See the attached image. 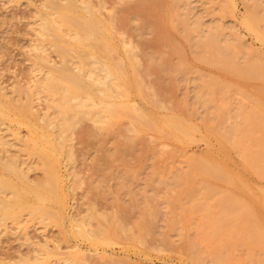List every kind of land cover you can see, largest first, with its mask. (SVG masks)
<instances>
[{
    "label": "rangeland",
    "instance_id": "374dc122",
    "mask_svg": "<svg viewBox=\"0 0 264 264\" xmlns=\"http://www.w3.org/2000/svg\"><path fill=\"white\" fill-rule=\"evenodd\" d=\"M47 1L49 2L0 0V87L4 90L3 101L7 106L6 109L4 105L7 114L4 123L0 124V133L2 132L8 143H12L6 147V153L0 151V158L2 163L12 160L19 162L20 165L16 166L23 170L21 173L24 176L21 174L22 180L12 179L18 187L27 182L31 187L35 186L37 191L40 188L38 192L42 191L41 194L46 197L51 192L52 196H57V200L52 197L55 202L49 197L42 203H37L39 207L33 206L36 207V213L29 208H23L19 212L14 211L16 216H0V264H192L190 255L174 233H170L169 242L164 239V212L174 209L176 203L178 206L175 201L185 190L184 186L177 187L172 181L173 174L177 172L174 169L182 167L176 156H196L205 152L207 145L201 133H197L191 141L179 143L165 132L152 128L150 130L140 120L144 124L142 126L129 112H119L120 115L114 116L116 118H94L93 121L85 109H81L83 113L79 111L80 119L73 122L69 134L67 133L68 138L65 140L68 141L60 139L63 143L59 144L55 139L63 131L56 134L58 136H53L56 140L53 142L58 145L56 147L45 148V145L40 152L39 147L38 150L22 147L18 140H27L30 136L26 126L17 125V118L22 122L24 114L23 110H19L25 109L27 105L32 107L38 117L33 118L35 121L28 118L23 123L33 122L31 124L36 125L35 127L42 126L51 133L52 129L46 123L37 124L48 114H52V121L57 122V109L51 101L54 99L58 102L60 99L57 98L60 96L34 87L36 80L42 78L51 65L61 66L62 58L52 45L58 43L57 45L63 46L68 43L70 48H66L65 55L75 64L73 67L78 66L79 59H83L87 69L90 67L91 70L95 68L98 71L101 66L97 65L102 62L111 64L110 62H116L121 56L120 59L125 60L124 66L129 70V61L122 52L95 53L92 51L94 42L92 44L86 41V45L90 46L74 47L82 37L73 39L63 34L50 36L40 32L39 13L45 10ZM79 1L100 9L103 18L112 15L113 23L115 22L113 30L121 33L127 46L132 49L131 55L137 64V70H134L139 74L137 86H140L142 94L138 96L134 92L129 98L130 106L146 109L156 98L155 102L165 109L159 110L160 113L186 116L183 107H193V96L198 82L193 79L192 72L181 76L174 73L178 57L168 43L163 42L154 16L148 15L146 9L152 4L157 13L162 15L163 11L165 14L170 11L168 9H171L170 5L174 1L184 3L185 0ZM188 1L191 21L201 22L203 30L223 23L221 28L224 35L234 32L235 35L230 37L237 34V39L242 44L244 41L243 46L264 52V45L240 25L246 10L244 0H233L231 13L226 10L221 13V9L224 11L223 0ZM178 39L177 33L173 32L171 40L176 45L183 46V60L193 72L215 78L223 75L220 70L195 61L190 48H187L188 44ZM91 56L96 60L92 57L91 61ZM41 58L48 59L49 63ZM94 62H98L97 65ZM93 64L96 66L93 67ZM76 101L72 100L71 106H75ZM231 103L229 111L232 113L237 104L246 108L253 107L250 101L239 96H235ZM198 112L205 113L203 108H198ZM208 115V119L212 121V113ZM46 130L43 131L46 133ZM49 163L53 165L50 166ZM6 193L1 197L10 199L11 193ZM27 198L28 202L36 204L33 196ZM148 210L156 218L150 224L146 217ZM57 214L60 215L59 218ZM77 232H81L82 236ZM103 239L107 243H103ZM74 246L76 250H80L79 253L73 251ZM235 256L240 257L241 251H236ZM208 258L205 257L206 260ZM208 261L205 263L211 264L209 259Z\"/></svg>",
    "mask_w": 264,
    "mask_h": 264
},
{
    "label": "bare ground",
    "instance_id": "6f19581e",
    "mask_svg": "<svg viewBox=\"0 0 264 264\" xmlns=\"http://www.w3.org/2000/svg\"><path fill=\"white\" fill-rule=\"evenodd\" d=\"M223 4L224 11L220 8L221 13L225 10L231 13L234 7L233 0H223ZM244 4L246 10L240 25L264 45V0H244ZM170 7L171 9H168L170 11L166 14L163 11L162 15L157 13V9L152 4H149L146 9L148 15L154 16L159 36L163 42L168 43L178 57L174 73L181 76L186 75V72H192L193 79L198 82L193 96V107H183L186 116L160 113L159 110L165 109L155 102V96V100L148 101L150 103L146 109L130 106V96L134 92L138 96L141 93V88L137 86L136 81L139 74L135 72L137 64L131 55L132 49L127 46L124 36L113 30L115 22L113 23L112 15L109 18H103L99 12L100 9H95L90 3L79 0H49L45 10L39 13L40 32L49 35L63 34L73 39L82 37L77 40L78 44L74 47L90 46L85 42L89 41L92 44L94 42L92 51L95 53L122 52L129 61L130 71L124 66L125 60L120 59L121 56L116 62H110L111 64H104L101 61L102 64L99 63L101 64L99 66L96 64L99 62L98 59V62H94L97 67L101 66L98 71L95 68L91 70L90 67V70L87 69L83 59H79V64L76 62L78 66L73 67L75 64L65 55L68 43L67 45L62 43L63 46L57 45L58 43L52 45L62 58L61 66L51 65L45 75L36 80L34 87L48 94L60 96L56 97L60 99L57 100L58 102L54 99L51 101L57 109V122L52 121V114L44 115L45 117L43 116L38 124L35 122L37 125L46 123V126L52 129L51 133L42 126L35 127L36 125L31 124L33 122L23 123L28 118L35 121L36 119L33 118L38 116L34 114L32 107L22 105L21 107L25 109L22 108L19 112L24 111L21 118L24 121H18L17 118V125L26 126L27 134L30 136L28 135L27 140L17 139L22 143V147L33 150L39 147L37 150L40 152L45 145V148L56 147L58 145L53 140L56 139L59 142L60 139L67 140L65 138H68L66 136L67 133L69 134L71 125L76 119H80L79 111L83 113L81 109H85L92 120L112 118V116L116 118L120 115L119 112H126V114L129 112L139 121V124H141L140 120H143L145 127L165 132L179 143L191 141L197 133H201L207 145L205 152L196 156L185 154L176 156L182 167L174 169L177 172L173 174L172 181L177 184V187L184 186L185 190L175 201L178 202V206L176 203L174 209H167L168 211L164 212L166 224L164 239L169 242L170 233H174L190 255L192 264H206L208 259L211 264H264V52L243 46L244 41L242 44L237 39V34L230 37L235 35L234 32L228 34L229 37L224 35L221 28L223 23L219 25V20L218 25L203 30L201 22L191 21L188 0L184 3L174 1ZM173 32H176L178 38L188 44L187 48H190L195 61L214 67L223 72V75L215 78L193 72L189 64L187 66L183 60L184 48L181 49L183 46L180 47L171 40ZM92 57L91 61H93ZM93 58L96 60L95 57ZM115 58L117 59L116 56ZM42 60L49 63L48 59ZM94 64L93 67L96 66ZM3 92L4 90L0 87V124L4 123L5 114H7ZM235 96L250 101L253 107L246 108L237 104L233 108V113L230 112L229 106ZM72 100H77L75 106H71ZM198 108H203L205 113L200 114ZM210 113H212L210 116V118L213 117L212 121L208 119ZM141 125L144 126V124ZM37 129H40L41 133L38 134L40 131ZM43 130H46V133ZM1 133L0 151L6 153V147L12 143H8ZM58 133L60 137L53 139V136ZM40 146H42L41 149ZM16 165H20L18 161L2 163L0 158V216H14V211L23 208L26 210L29 208L35 212L36 207L33 206H38L37 203L56 196V194L52 196V192L50 195L44 192L47 196L49 195L46 197L41 194L42 191L38 192L41 190L39 187L37 191L35 186L31 187L27 182L18 187L13 180L21 179L23 170ZM6 191L12 195L10 199L6 198L7 200L1 197ZM30 195L33 196L36 204L27 201ZM55 199L52 198V202H55L53 201ZM151 212L148 210L146 216L149 224L156 219ZM58 216L60 217L57 214ZM77 233L82 236L81 232ZM103 243H107L105 239ZM75 248L74 246V252ZM239 250L241 256L236 257L235 252ZM79 251L76 250V253ZM204 256L209 258L206 260Z\"/></svg>",
    "mask_w": 264,
    "mask_h": 264
}]
</instances>
